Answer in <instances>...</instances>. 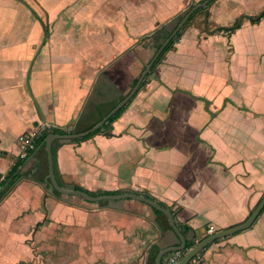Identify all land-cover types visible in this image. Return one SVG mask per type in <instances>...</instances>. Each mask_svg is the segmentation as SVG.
Masks as SVG:
<instances>
[{"label":"crops","instance_id":"0c3cea01","mask_svg":"<svg viewBox=\"0 0 264 264\" xmlns=\"http://www.w3.org/2000/svg\"><path fill=\"white\" fill-rule=\"evenodd\" d=\"M132 1L136 10L127 2L130 16L122 14V29L108 37L98 23L81 41L71 28L48 38L29 35L27 23L42 26L30 18L18 33L5 32V44L12 45L6 54L10 60L20 57V67L9 70L0 87L3 176L19 158L20 135L96 124L141 73L155 42L152 32L196 2ZM40 2L56 31L73 25L54 19L57 2ZM243 2H211L209 31L205 10L199 12L156 65L159 80L148 78L105 132L80 142L55 141L59 183L92 192L148 193L176 210V221L190 227L187 238L194 245L210 226L216 232L244 222L264 195V16L251 19L264 8L247 12L241 5L234 22L221 8ZM30 63L36 67L28 74L29 97ZM19 174L2 205L14 203L11 212H34L45 198L50 212L43 222L60 220L79 231L83 248L91 251L84 253L89 264H153L155 250L179 244L167 217L146 203H92L49 192L41 145L25 158ZM201 257L202 264H264V212L249 229L217 240Z\"/></svg>","mask_w":264,"mask_h":264},{"label":"rangeland","instance_id":"374dc122","mask_svg":"<svg viewBox=\"0 0 264 264\" xmlns=\"http://www.w3.org/2000/svg\"><path fill=\"white\" fill-rule=\"evenodd\" d=\"M50 1L52 3L57 2L56 4H58L57 10L54 13V19L59 17L60 19L68 20V23H72L73 25H59V29L56 31L54 25L49 22V14L47 15L43 8L38 6V3H41L40 0H0V87L6 83L10 72H15L20 67L18 63L20 57L10 60V57L6 54L7 50L12 46L9 43L5 44L7 43V35L5 36L7 30L11 32L9 34L18 33V30L22 28L21 26H24L23 24H26L28 22L27 19L30 18V20L35 19L36 23L38 20L41 21L42 26L39 30L32 23H27L28 28L26 33L29 35H44L43 38L46 36L48 38L53 33L58 32L63 34L67 28H71L74 29L73 34L81 41L84 37H88V28L92 27L94 23H98V25H101V28L105 29L104 36L108 37L109 31L113 34H118V29H122L121 19L124 17L122 14L130 16L131 12H129L127 2L130 1L129 3L135 7L133 10L137 8L135 2L132 0H128L127 2H124L126 0H46V3L49 4ZM123 2L126 5L119 7L118 4L122 3L123 5ZM223 3L224 1L219 5ZM241 5H243L244 10L247 12L256 13L258 12L257 8H260L259 10L264 8V1L244 0L237 7L232 4L226 7L221 6L224 14L228 15L227 21H235L236 15L234 14L242 12V9H239ZM59 18L58 21H60ZM25 20L27 21L25 22ZM210 20L209 18V27L212 23ZM170 26L171 24L168 25V27ZM43 50L45 49L39 50V52ZM54 50L52 52H55ZM150 50L152 54L154 46ZM35 67L36 64L33 66L30 63L26 75V90L29 97L28 80L30 84V75L28 77V74H31V71H34ZM45 193L50 194L47 191ZM53 193L63 195L56 191ZM10 194L11 192L0 201V264H89L84 256L87 248H83V235L79 231L66 229V224L60 220L51 223L48 219L45 223L43 222L46 219L47 212H50L49 202L46 203L45 198L40 207L41 210L34 212H11L10 210L14 208V203L10 202L2 205ZM71 197L80 198L78 196ZM31 208L34 209V206H31ZM87 252L91 251L88 250Z\"/></svg>","mask_w":264,"mask_h":264},{"label":"water","instance_id":"95a60500","mask_svg":"<svg viewBox=\"0 0 264 264\" xmlns=\"http://www.w3.org/2000/svg\"><path fill=\"white\" fill-rule=\"evenodd\" d=\"M209 1L210 0L199 1L195 3L194 5H192L190 8H188L183 13L182 18L171 29V32L167 35V37L162 40L161 45L156 49L151 59L143 67L141 73L138 75L137 81L130 87L127 93H125L122 97H120V99L117 100V104L114 106V108H112L108 112V114H106L98 123H96L94 126L88 129H85L79 132H72V133H65V134L49 133L45 137L44 142H43L45 144V148L47 152V161H48L47 181L49 185L48 187L49 192L53 193L54 191H56L66 196H78L86 201L94 202V203H100V202L109 201V200L133 199V200H137V201L150 205L152 208L160 211L167 217L169 225L171 226L172 230L175 232V234L179 238V244L172 245V246H165V247L160 248L155 258V264H162V260L167 254H170L176 251H185V250L186 252L184 256L182 257V259L180 260L179 264H188L189 261L193 257L201 253L204 249H206L208 246H210L212 243L216 242L217 240L233 235L235 233L244 231L246 229H249L254 224V222L260 216L262 210L264 209V195L259 200L257 205L251 211L249 217L244 222L238 225L232 226L230 228L218 230L212 234L206 235L204 238L199 240L194 246L187 249L188 238L181 232L180 225L176 221L173 213L170 211L169 208L162 206L157 200L149 198L144 194L136 193V192H122L118 194L93 195L84 190L62 186L57 179L55 168H54V155H53L54 143L57 140L75 141L78 139H82L92 134L98 129L105 132L106 131L105 124L109 121V119L113 115H115L121 108L126 106L132 100V97L136 94L138 89L141 87L142 82L147 78V76H149L148 78L159 80V76L156 74L155 71L152 70V66L154 62L156 61V59L158 58V56L160 55L164 47L176 36L178 31L181 30L182 27L188 22V19L191 13L200 6L205 7V14H206L205 15V28L207 31H209L207 28Z\"/></svg>","mask_w":264,"mask_h":264},{"label":"trees","instance_id":"16d2710c","mask_svg":"<svg viewBox=\"0 0 264 264\" xmlns=\"http://www.w3.org/2000/svg\"><path fill=\"white\" fill-rule=\"evenodd\" d=\"M199 1H203V0H198L196 2H193L190 4L188 8H190L192 5H194L195 3L199 2ZM214 0H210L208 5L213 2ZM186 9V10H187ZM186 10H183L181 11L180 13H178L177 15H175L171 20L170 22L172 23L170 27H168V23H164L162 24L161 27L155 29L152 34L155 38V42H154V50H153V53L148 57V59L145 61L144 63V66L148 63V61L151 59L152 55L154 54V52L156 51V49L161 45L162 43V40L164 38L167 37V35L171 32V29L176 25V23H178V21L182 18L183 16V13L186 11ZM205 10V7L203 6H200L198 7L197 9H195L189 19H188V22L182 27L181 30L178 31V33L176 34V36L164 47V49L162 50V52L160 53V55L158 56V58L156 59V61L154 62L153 66H152V70L154 71L156 65L162 60V58L164 57V54L171 48L174 47L176 41L180 38L184 28L192 23L193 19L195 18V16L199 13V12H202ZM264 16V9L258 14L256 15L255 17H252L251 19L253 21H257V20H260L262 17ZM235 26H231V27H226V29H233ZM162 39V40H161ZM143 66V67H144ZM148 77L142 82L141 84V87L146 83V81L148 80ZM138 79V76H136L133 81H132V85L137 81ZM141 87L138 89V91L141 89ZM137 91V92H138ZM136 92V93H137ZM131 102V101H130ZM117 104V101H115L112 106L105 112V113H101L100 116H99V120L97 121V123L106 115L108 114V112L114 108V106ZM129 104V103H128ZM127 104V105H128ZM126 106H124L123 108H121L115 115H113L109 121L105 124L106 128H108L114 121H116L120 116L121 114L124 112V110L126 109ZM95 124H93L92 126H94ZM90 126V127H92ZM89 127V128H90ZM85 129H88V128H73L71 129L70 131L68 130H65L63 128H59V127H49V128H45V130L41 133V135H39L36 140H35V149L37 147H39L41 145V147H45V144L43 143L44 142V139L45 137L49 134V133H57V134H65V133H72V132H79V131H82V130H85ZM100 131V129L96 130L95 132H93L92 134L82 138V139H78V140H75L74 142H80V141H85L87 139H89L90 137H92L94 134L98 133ZM34 149V150H35ZM34 150H32L30 153H32ZM53 155H54V168H55V173H56V158H55V149L53 148ZM25 160V158H18L17 161L15 162V164L11 167V169L9 170V172L6 174V175H2L0 173V201L3 200V198H5L10 192L13 191V189L16 187L17 183L20 181V174H19V167L22 165L23 161ZM74 189H80V190H84L90 194H93V195H101V194H118L120 191H101V192H92V191H89L87 189H83L79 186H75ZM138 193V192H136ZM142 194V193H141ZM144 195H146L147 197L149 198H152V199H155L153 196H151L150 194L148 193H145ZM156 200V199H155ZM162 206H165L167 208L170 209V211L173 213L174 217H176V210H174L171 206H167L165 203H162V202H159ZM156 213H158L160 216H165L163 213H161L160 211L154 209ZM264 212V209L262 210L261 214ZM260 214V215H261ZM166 217V216H165ZM180 225V230L181 232L187 236L189 230H190V227L189 226H186L184 224H181L179 223ZM171 228V226H170ZM194 241L193 240H187V249H189L190 247L194 246ZM159 251V250H158ZM157 250H155V253L153 254L154 257H153V264H155V258H156V255L158 253ZM186 251V250H185ZM202 253V252H201Z\"/></svg>","mask_w":264,"mask_h":264},{"label":"built area","instance_id":"2783aa9c","mask_svg":"<svg viewBox=\"0 0 264 264\" xmlns=\"http://www.w3.org/2000/svg\"><path fill=\"white\" fill-rule=\"evenodd\" d=\"M45 128L30 132L27 134H22L19 136V138H18V143H19L18 156L20 158H27V156L30 154V152L35 149V147H36L35 140L39 135H41V133L44 131ZM214 232H215L214 227L210 226L207 230V235L212 234ZM185 252L186 251H176V252H172L170 254H167L164 257V259L162 260V264H179L180 260L184 256ZM202 262H203V259L201 257V253H199L195 257H193L189 261L188 264H202Z\"/></svg>","mask_w":264,"mask_h":264}]
</instances>
